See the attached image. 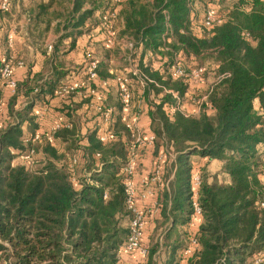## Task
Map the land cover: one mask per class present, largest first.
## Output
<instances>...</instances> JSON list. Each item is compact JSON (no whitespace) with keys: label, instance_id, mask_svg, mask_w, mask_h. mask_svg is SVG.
<instances>
[{"label":"trees","instance_id":"trees-1","mask_svg":"<svg viewBox=\"0 0 264 264\" xmlns=\"http://www.w3.org/2000/svg\"><path fill=\"white\" fill-rule=\"evenodd\" d=\"M208 2L212 0H126L119 11L125 25L122 34L133 41L132 58L140 49L136 65L154 80L148 89L158 98L150 110L153 154L165 153L167 188L157 194L161 217L149 230L144 264H180L190 236L196 237L199 249L188 264H255L256 254H264V207L259 204L264 201V0H236L223 24L196 34L185 21L191 11L199 20ZM103 5L104 0H47L37 7L32 39L44 43L55 19H61L63 33L49 59L53 71L47 78L17 83L9 102L13 119L0 127V264H115L132 233L123 172L131 139L120 101L112 141L103 143L98 137L97 118L82 145L71 121L70 129L55 134L54 142L63 143V150L43 138L35 145L42 156L33 165L13 164L16 154L30 146L22 144V124L30 122L32 138L33 107L49 103L65 83L60 43L71 37L72 49L77 37L99 27L102 12L97 11ZM166 14L174 37L171 48L186 66L209 62L205 76H220L204 89L206 100L198 114L182 109L183 99L198 86L170 75L173 52L165 49L162 37ZM10 54L6 50L0 60V73ZM96 71L101 80L112 77L104 59L97 61ZM3 85L0 75V97ZM20 96L25 104L14 109ZM169 105L176 107L173 114ZM73 107L67 108V115ZM74 153L81 159L77 183L67 168ZM194 157L222 165L217 172L207 163L199 167L201 223L197 232L189 233L183 227L193 216Z\"/></svg>","mask_w":264,"mask_h":264},{"label":"crops","instance_id":"crops-1","mask_svg":"<svg viewBox=\"0 0 264 264\" xmlns=\"http://www.w3.org/2000/svg\"><path fill=\"white\" fill-rule=\"evenodd\" d=\"M18 1L19 3H17V6L15 5V7H13L11 5V7L13 8H10L11 11L9 12H12L13 9L14 11L10 13V19L6 18L5 15L0 14V60L4 57L6 50L14 53L18 58L25 60V66L16 67L14 72L15 78L19 83H22L27 79H29V81H32L34 77H40L41 75L43 77L41 79L47 78L48 75L53 71V63H51L49 59L53 55L54 42L63 33V23L60 22L61 19L53 20L46 34L44 43H37L31 37L34 32V15L37 12V7L40 2H46L47 0ZM125 1L126 0H123V2ZM12 3L13 0H11V4ZM19 6H22V8H24V14H22L18 19V11L16 10V7ZM89 7V4L85 6V8ZM100 12L101 11H97V14H99ZM193 25L195 26L193 27ZM193 25L190 27L191 29L194 30L195 28L196 31L201 30V28L195 23ZM124 26V21L118 14V17L114 22V33L115 38H117L115 48L120 47L122 49V52H120L119 55L109 54V56L107 57V54L103 55L102 53H100V50L98 49H100L102 44H104L103 39L105 38V33L99 27L93 29L89 33H85L77 37L75 39V45L72 49H70L72 38H65L59 45L60 55L58 56V60L61 61L63 65L60 68H63L67 71V74L64 77V82L72 83L83 81L88 84L89 80L87 77H85V75H87L88 61L90 59H104L108 61L109 73L112 75V77H109L106 80V85L102 84V82L100 81H96L94 83L96 84V86L104 90L108 103L115 107V105L119 102V94H115V92H118V85L113 77L114 75L112 74V72L115 71L113 70L112 63L136 61L137 55L140 53V49H138L135 53V58H132L133 51L127 44V42L131 40V38L126 36L125 34H122ZM197 27L198 29H196ZM193 32L197 34V32ZM10 37L13 38V42L11 45H9L8 43V39ZM129 68V66H125L124 70L126 71ZM11 96L12 95L3 85V93L0 97V102L3 105L1 115L3 121L13 119V117L11 118L9 115V102ZM84 99L85 101L86 99H88V101L90 100V98L85 96L84 94H74L71 97L67 98H59L55 96L49 101V103L41 102L35 104L31 112V116H34V124H36V127L34 128L35 134H43L54 122L58 120L68 119L73 122L77 130L79 142H81V144L83 145H86L87 139L85 137V134L87 130L95 124L97 116L94 114L92 108H89L87 104L88 101H82ZM24 104L25 100L23 96H20L18 97L16 103L13 104V108L19 109ZM185 106H187V111H189L191 114L200 112V107L195 108L192 105L188 104ZM68 107H73L71 115H67V110H69L67 109ZM152 108L153 107L146 102L144 96L134 94L132 106L128 109L122 108V111H120V115L125 124L129 121H135L141 131L145 135H149L150 133H152L150 116V110ZM136 111H139V115L137 118L134 117ZM21 128L23 131V136L25 138L22 144L24 146H27L28 144L33 146L37 145L38 143L30 140L32 139L30 138L32 134V125L30 124V122L25 120ZM52 144L56 145V147H58L60 151L63 150V143L55 141ZM152 146H142L138 149L135 174L133 178V181L138 184L139 192L137 194V197L135 198V204L138 208L145 209L147 206H151L154 197L143 194L146 190H148V188H152L155 196H157L158 191L161 188L159 184L153 183H150L148 187H146L145 185L142 186V181L150 175L158 158L153 156ZM14 152L17 151L14 150ZM41 156L42 153L40 151L37 152L36 157ZM192 163H194L195 168H199L200 166L207 163L208 168L212 172L219 171L222 165L221 161L219 160H208L207 158L202 157L192 158ZM13 164L23 165L26 164V162L19 156V154H16L13 159ZM160 217L161 214L159 208H157L156 210L153 209L152 215L148 217L145 236L147 242L149 239V230L153 226L152 224L154 223V220L159 219ZM200 223V216L193 215L188 226L183 227V229L189 233H195L199 229ZM136 260L137 259L134 256L128 254H123L122 256V264H135ZM180 264H188V258H183L182 256Z\"/></svg>","mask_w":264,"mask_h":264},{"label":"built area","instance_id":"built-area-1","mask_svg":"<svg viewBox=\"0 0 264 264\" xmlns=\"http://www.w3.org/2000/svg\"><path fill=\"white\" fill-rule=\"evenodd\" d=\"M236 1V0H228ZM123 0H108L104 3L101 10V21L99 27L102 28V31L105 33L106 43L109 46L116 45L117 38H115L114 33V22L119 14V9L122 5ZM208 2L207 6L203 10L202 16L199 20L193 18V12L191 11L188 18L185 21L187 25H193L198 23L200 28L210 31L213 30L216 26L223 24L227 18V14L222 15L216 6ZM191 8L193 5L189 3ZM11 8V0H0V11L7 12ZM165 13H167L165 11ZM164 47L166 50L173 52L172 64L170 67V75L173 79L184 78L192 82L196 86L205 83L207 85L213 84L219 79L220 76L210 77L212 80H209V76L206 77L207 68L205 66L200 67H189L186 66L185 62L182 60L180 55L173 51L170 43L174 41L172 27L169 23V16L166 14V30L162 35ZM13 42V38L8 39L9 45ZM127 44L133 51V41L129 40ZM151 54V51H149ZM96 59H90L87 65V75L89 81H100L102 84L106 85V80H101L96 71L97 68ZM25 66V61L21 58H18L14 53H11L9 57L5 60L3 67L1 69V80L9 91L11 95L16 93L17 88V79L15 78V69L16 67ZM112 72V71H111ZM133 76H130L129 74ZM114 79L118 85V94L119 101L123 109H128L132 106L134 93L132 91V83H139L143 88L149 89L150 84L154 83V80L146 76L138 67H130L122 74H116L112 72ZM56 96L59 98H67L74 94H84L89 97L90 100L87 102L89 108H92L94 114L98 118V137L103 143H108L115 139V115L116 108L111 104L107 103L106 93L102 88L98 86H91L88 82L86 84L83 81L79 82H66L56 91ZM177 98L176 93H173ZM206 100V95H203L198 101L199 107H201L202 101ZM2 109L3 105L0 102V127L2 125ZM167 110L170 114H173L176 110L174 105L167 106ZM41 115V114H40ZM139 111L135 112L134 117H138ZM72 122L68 119L58 120L54 122L45 133H36L32 137V141L36 143H41L43 138L49 142H54L55 134L62 129H70L72 127ZM126 127L130 133V142L128 144V159L127 164L123 168L125 174V187L127 192V202L128 208L133 212V219L131 221L132 233L129 236L128 240L121 246L118 260L115 264H122L123 254H128L134 256L137 260L135 264H144L148 256V242L145 238L146 236V224L149 216L152 215V210L158 208L157 196L154 195L152 188H148L143 194L153 196V201L151 206L144 208H138L135 204V198L139 192L138 184L133 181L135 174V166L138 155V149L142 146H152L154 143L155 136L152 133L145 135L135 121H129L126 123ZM81 144V142H80ZM83 145V144H82ZM14 152V150H12ZM36 148L33 145L27 147V149L20 153L19 156L26 162V165L31 166L36 162ZM99 155V154H97ZM172 157L174 155L172 154ZM80 156L79 153L72 154L67 162V168L71 172V178L74 183H77V168H80ZM164 161L165 153L162 152L159 154L157 161L154 165V168L150 175L142 181V186L148 187L150 183L159 184L161 187L167 188V183L163 181V172H164ZM260 178L264 182V158L263 166L260 173ZM191 185L193 192V215L200 216L201 206L198 201V192L201 186V174L198 168H194L191 174ZM260 206L264 207V201L259 203ZM199 249V243L194 236H190L188 239L187 245L182 249L181 255L183 258H189L194 255V253ZM255 264H264V254L258 252L255 256Z\"/></svg>","mask_w":264,"mask_h":264},{"label":"rangeland","instance_id":"rangeland-1","mask_svg":"<svg viewBox=\"0 0 264 264\" xmlns=\"http://www.w3.org/2000/svg\"><path fill=\"white\" fill-rule=\"evenodd\" d=\"M105 2L107 3L108 0H104V3ZM234 2L235 1H228V0H212V3L211 4H213L214 6H216V8L218 9V11L222 15H225V14H227V11L230 10V8L233 6ZM17 3H19L18 0H13V3L11 5L13 7H15V5L17 6ZM13 7H11V8H13ZM16 8H17L16 10L18 11V19H19L20 16L22 14H24V8H22V6L21 7L19 6V7H16ZM199 10H201L200 7H199ZM9 11H11V9ZM9 11L8 12H4V13L0 12V14H3V15L6 16V18L10 19L11 18L10 13H12L14 11V9L12 10V12H9ZM196 25H198L200 27V25L198 23H196ZM99 26H101L100 23H99ZM194 26L195 25H193V27ZM99 28L102 29L101 27H99ZM196 29H198V27ZM201 29L203 30L202 27H201ZM193 31L199 33V31H196L195 28H194ZM105 40H106V37L103 39L104 44H102L101 48L98 49V50H100V53H102L103 55L104 54L105 55L107 54L106 56L108 57L109 54L119 55V53L122 52V49L120 47H116L115 48L116 45L109 46L106 43ZM114 57H118V56H114ZM205 64H204L205 67L209 70V67L211 66V64L209 62H207ZM125 66L137 67L136 61H123V62H119V63L118 62L112 63L113 70H115L114 72H116V74H119V75L122 74L121 72L125 73V70H124V67ZM209 72H211V71H209ZM129 75L130 76H133L131 73ZM211 76H212V74L209 73V80H212L210 78ZM134 82L132 83V91H133V93L135 95L144 96L145 99H146V102L153 107V102L156 103L157 100H158V98L154 95V92H149L147 88H143L139 83H134ZM197 86H198V88H193V90L190 93H188V97H185L183 99L182 109H183V106H184V109L183 110L186 113L188 112V114H191V113L189 111H187V106H185V105L188 104V105H192L195 108H197V107L199 108L198 101L201 99L202 94H204V89L206 88V84L205 83H201V84H199ZM115 94H118V92L117 93L115 92ZM197 113H192V114H197ZM153 156H154V154H153Z\"/></svg>","mask_w":264,"mask_h":264}]
</instances>
